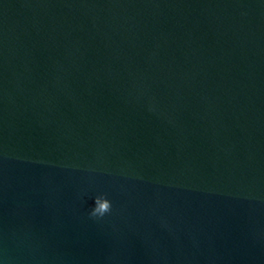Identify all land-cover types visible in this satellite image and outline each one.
I'll return each mask as SVG.
<instances>
[{
    "label": "water",
    "instance_id": "95a60500",
    "mask_svg": "<svg viewBox=\"0 0 264 264\" xmlns=\"http://www.w3.org/2000/svg\"><path fill=\"white\" fill-rule=\"evenodd\" d=\"M0 264H264V0H0Z\"/></svg>",
    "mask_w": 264,
    "mask_h": 264
},
{
    "label": "clouds",
    "instance_id": "9594fccd",
    "mask_svg": "<svg viewBox=\"0 0 264 264\" xmlns=\"http://www.w3.org/2000/svg\"><path fill=\"white\" fill-rule=\"evenodd\" d=\"M112 210V204L105 195H97L94 198V206L90 211V216L94 218H103Z\"/></svg>",
    "mask_w": 264,
    "mask_h": 264
}]
</instances>
